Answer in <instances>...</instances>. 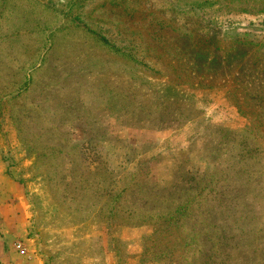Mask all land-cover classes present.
<instances>
[{
    "label": "rangeland",
    "instance_id": "1",
    "mask_svg": "<svg viewBox=\"0 0 264 264\" xmlns=\"http://www.w3.org/2000/svg\"><path fill=\"white\" fill-rule=\"evenodd\" d=\"M0 264H264V0H0Z\"/></svg>",
    "mask_w": 264,
    "mask_h": 264
}]
</instances>
